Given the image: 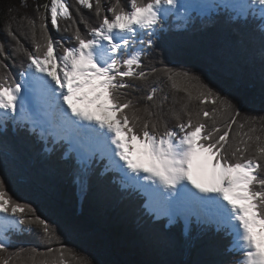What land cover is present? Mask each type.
<instances>
[{"label": "snow or ice", "instance_id": "snow-or-ice-1", "mask_svg": "<svg viewBox=\"0 0 264 264\" xmlns=\"http://www.w3.org/2000/svg\"><path fill=\"white\" fill-rule=\"evenodd\" d=\"M177 5L178 0H127V7L122 0H48L34 4L33 14L8 15L0 27L8 38L0 39V125L26 122L42 137L69 141L81 165L82 191L99 155L154 186V211L169 222L188 209L198 219V210L211 209L217 231L232 236V248L241 254L238 264H264V118L242 115L198 75L144 63L145 47L154 45L153 34ZM253 5L264 7V0H250ZM21 6L27 7L26 0ZM15 10L9 6V13ZM50 25L71 36L57 38ZM12 57L26 60L23 86L37 95L36 108L29 109L22 83L5 62ZM157 73L183 93L167 113L175 128L164 112L169 96L149 83ZM136 81L148 89L143 99L150 103L144 106L133 96L140 91ZM11 230H36L49 246L11 250ZM59 241L54 225L14 198L0 178V264H89L62 243L52 246Z\"/></svg>", "mask_w": 264, "mask_h": 264}, {"label": "trees", "instance_id": "trees-1", "mask_svg": "<svg viewBox=\"0 0 264 264\" xmlns=\"http://www.w3.org/2000/svg\"><path fill=\"white\" fill-rule=\"evenodd\" d=\"M45 2L48 0H26L27 7H22V0H0V27L8 15L33 14L34 4ZM9 6L16 10L9 13ZM81 11L92 24H98L91 12ZM80 27L86 33L83 24ZM49 28L56 32L51 25ZM0 35L7 39L2 31ZM152 39L154 45L145 47L146 66H167L198 75L231 99L242 115L264 118V20L241 18L226 8L208 15L191 14L186 23L171 15ZM25 43L31 49L27 40ZM22 63L26 60L19 57L11 65L17 82ZM135 83L140 91L133 96L141 106L150 103L143 99L148 91L143 82ZM149 83L162 86L169 96L164 112L168 126L175 128L176 121L167 113L173 98L179 100L183 93L174 92L162 73ZM66 152L62 144L46 143L37 131L19 122L0 125V178L14 198L31 204L54 225L60 241L52 246L62 243L89 264H237L239 252L232 248L233 238L226 231H217L213 224L186 229L182 222L168 225L167 219H155L141 193L124 188L119 173L107 170L98 159L82 191L81 165ZM11 235V250L49 246L36 230Z\"/></svg>", "mask_w": 264, "mask_h": 264}, {"label": "rangeland", "instance_id": "rangeland-1", "mask_svg": "<svg viewBox=\"0 0 264 264\" xmlns=\"http://www.w3.org/2000/svg\"><path fill=\"white\" fill-rule=\"evenodd\" d=\"M193 0H178V5L176 7V10L175 11H172L170 13H168L165 18H168L169 16L171 15H174L178 21H182V20H187V18L191 15L192 11H195L196 13H198L199 15H206V14H209L211 13L212 11L214 10H217V6L216 5H219V6H230L232 7L234 11L240 13L241 18L245 17L246 16V12H240L237 10V8H242L243 4L245 5H249L250 3V0H215V3L212 5V2H210V0H205L204 2H207L205 5L203 6H194L192 4ZM209 1V2H208ZM214 1V0H212ZM122 3H124L125 5L127 4V0H122ZM180 7V8H179ZM257 7L259 8V10L257 12L261 13L262 16H264V7H261L259 5H257ZM235 12V13H236ZM73 14L75 15V12H73ZM237 15V13H236ZM89 16V15H88ZM243 16V17H242ZM18 27V26H17ZM68 32H64V31H61L59 33L57 32H53V34L55 36H57V38H61V37H65V38H68L69 36L67 35ZM70 33V32H69ZM7 38V37H6ZM0 39H2V36L0 35ZM5 41L7 42L8 41V38L5 39ZM25 42V41H24ZM28 42V41H27ZM67 42V41H66ZM25 46H26V43H25ZM10 50V49H9ZM31 50V49H30ZM21 58V57H20ZM19 57H12L11 59L9 60H6L5 62L9 65V69H11V65L12 64H15L17 61H18ZM27 78V77H26ZM22 90H23V85H22ZM27 97V101L28 102H33L34 103V106L35 107H38L39 106V100L37 98H33V100L30 99V96L28 95H25ZM27 102V103H28ZM28 106H29V103H28ZM29 108H32V105L29 106ZM1 112V111H0ZM57 139V138H56ZM68 141L66 140L65 143H67ZM108 166H110L113 170H117L121 173V171L115 167L114 165H110L109 164V161L107 162ZM125 172L127 173V170L125 169ZM122 174V173H121ZM123 177V176H122ZM122 182H125L126 184L123 186L124 187H129V186H134V188L136 190H140V192L144 195L142 196H145L147 197V201H146V204H145V207L147 209V211L149 213H154V215L156 216V219H160L161 215H157L156 212L154 211V209L158 206V202L155 206V208H148V204L150 203L149 201H153V200H156L158 201V195L157 193L153 192L152 190V187H149V182L148 181H143V183L141 184H138V182L132 180V181H128L129 179H131L130 177H123L122 178ZM140 188V189H139ZM142 189V190H141ZM196 191V190H194ZM186 214V211L183 213V215ZM188 217L192 215V213H187ZM159 217V218H158ZM179 218V217H178ZM197 218H195L194 220H196ZM184 220V219H182ZM185 221H187V219H185ZM187 226L189 224H186ZM12 231V230H11ZM241 259V254L239 252V259L236 260V263L238 264V261ZM215 262V261H214ZM214 262H211V263H214ZM209 263V264H211ZM224 264H227V261L224 262Z\"/></svg>", "mask_w": 264, "mask_h": 264}, {"label": "bare ground", "instance_id": "bare-ground-1", "mask_svg": "<svg viewBox=\"0 0 264 264\" xmlns=\"http://www.w3.org/2000/svg\"><path fill=\"white\" fill-rule=\"evenodd\" d=\"M205 0H193V1H191L192 2V4L194 5V6H196V7H200V6H203V5H205L207 2H204ZM209 2V1H208ZM210 2H212V5L214 4V2L212 1V0H210ZM180 8V7H179ZM176 10V8L175 9H172L170 12H172V11H175ZM237 10L238 11H242V12H246V14L248 15V16H252L253 14H252V12H257L258 11V9H257V5H253L252 7H249L248 5H245V4H243V6H242V8H237ZM169 12V13H170ZM192 14H196V12L195 11H192ZM170 17V16H169ZM168 17V18H169ZM188 19V18H187ZM175 20H177V18L175 17ZM183 22H187V20H182ZM27 78L26 77H23V80L21 81V83H22V85H24V81L26 80ZM23 94L24 95H28V96H30V99L31 100H33V98H37L38 99V97H37V95L34 93V92H30L28 89H27V87L26 86H23ZM28 102V101H27ZM29 103V106L30 105H32V108H29V109H33V108H36L35 106H34V103L33 102H28ZM28 106V107H29ZM1 112H2V110H0ZM7 121H14V120H12V119H8ZM14 122H19V123H21L22 125H24L25 127L27 126V128H29V129H32V125L30 124V123H26V122H20V121H14ZM37 131V133L40 135V130L39 129H37L36 130ZM40 137H42L41 135H40ZM42 139L43 140H45L46 141V143H49V142H51V144L52 145H57V144H62L63 146H65L66 147V150H67V152L65 153V155L69 158V157H71L72 156V154H73V156L75 157V158H77V155H76V153L75 152H73L72 151V146H71V144L69 143V141L67 142V143H65L66 142V140H59V139H56L55 137H53V136H44V137H42ZM69 153H72V154H69ZM96 159H98L99 161H101V162H104V167L105 168H107V170H113L110 166H108V164H107V162H108V159L107 158H105V159H103V160H101L100 159V157H99V155H97V157L95 158V160ZM94 160V161H95ZM117 160H118V158H117ZM94 163V162H93ZM121 165L123 164V162L122 161H120L119 162ZM113 171H117V170H113ZM118 173H119V175H120V181L122 182V178L123 177H130L131 179H129L128 181H132V180H134V181H136V182H138V184H141V183H143V181H145V180H142V179H136V178H134V174H132V173H130V172H128L127 171V173L125 172V171H121V173L119 172V171H117ZM144 174L142 173L141 174V176H143ZM123 176V177H122ZM124 185L126 184L125 182H122ZM124 187V186H123ZM129 187H131V188H133L134 190H136L135 188H134V186H129ZM188 187L189 188H192V186L191 185H188ZM124 188H128V187H124ZM140 189V188H139ZM142 190V189H141ZM193 191L195 190V189H192ZM136 191H138V192H140V190H136ZM141 193V192H140ZM141 195H144V194H142L141 193ZM142 198H143V200H145V204H146V201H147V197H145V196H142ZM150 203L148 204V208H155V206H156V204H157V199L156 200H153V201H149ZM144 204V205H145ZM198 211H200V216H199V219L197 218V216L196 215H191V216H189L188 217V215H187V213H192V211H191V209H188V210H186V214L185 215H180L179 216V218L177 217V218H175V220L173 221V222H169V219H168V217L167 216H163V217H161L160 219H157V220H162V219H167L168 220V225H172V224H174L175 222H182L184 225H185V228L186 229H188V227H191V226H193V225H199V226H208V225H210V224H214L215 225V223L212 221V219H211V213H212V210L211 209H204V210H198ZM151 215H154V213H150ZM154 218L156 219V216L154 215ZM159 218V217H158ZM195 218H197L196 220H194ZM182 219H184V220H182ZM185 219H187V221H185ZM186 224H189L188 226L186 225ZM14 232H18V231H15V230H12V231H9V233H8V236L10 237V236H12L11 234H13Z\"/></svg>", "mask_w": 264, "mask_h": 264}]
</instances>
